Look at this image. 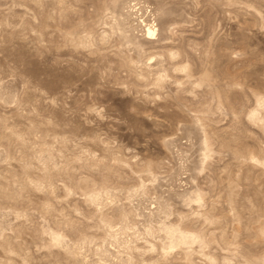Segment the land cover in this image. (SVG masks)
<instances>
[{
    "label": "rangeland",
    "instance_id": "374dc122",
    "mask_svg": "<svg viewBox=\"0 0 264 264\" xmlns=\"http://www.w3.org/2000/svg\"><path fill=\"white\" fill-rule=\"evenodd\" d=\"M0 264H264V0H0Z\"/></svg>",
    "mask_w": 264,
    "mask_h": 264
},
{
    "label": "bare ground",
    "instance_id": "6f19581e",
    "mask_svg": "<svg viewBox=\"0 0 264 264\" xmlns=\"http://www.w3.org/2000/svg\"><path fill=\"white\" fill-rule=\"evenodd\" d=\"M154 29L155 28H151V27H148L147 28V31H146L147 32V35H148L147 38H150V39L153 38V36L155 34V30Z\"/></svg>",
    "mask_w": 264,
    "mask_h": 264
}]
</instances>
